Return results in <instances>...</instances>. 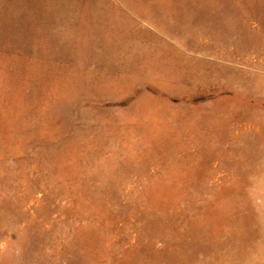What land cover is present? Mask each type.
Returning a JSON list of instances; mask_svg holds the SVG:
<instances>
[{
    "label": "rangeland",
    "instance_id": "1",
    "mask_svg": "<svg viewBox=\"0 0 264 264\" xmlns=\"http://www.w3.org/2000/svg\"><path fill=\"white\" fill-rule=\"evenodd\" d=\"M0 264H264V0H0Z\"/></svg>",
    "mask_w": 264,
    "mask_h": 264
}]
</instances>
